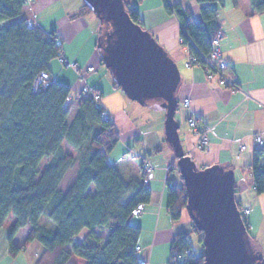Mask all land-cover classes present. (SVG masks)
<instances>
[{
    "label": "trees",
    "instance_id": "obj_1",
    "mask_svg": "<svg viewBox=\"0 0 264 264\" xmlns=\"http://www.w3.org/2000/svg\"><path fill=\"white\" fill-rule=\"evenodd\" d=\"M125 1L132 19L145 28L139 10L131 0ZM26 2L0 0V229L12 214L10 252L15 255L38 240L45 248L37 264H67L74 255L85 264H140L141 227L131 219L133 211L149 203L152 196L145 182L146 162L129 150L111 159L120 135L103 98L99 106L82 91L73 96L70 83L53 78L51 62L62 51V43L55 31L35 23L29 26L30 18L23 13ZM197 2L201 21L193 19L188 7L170 0H165V6L180 20L182 45L207 69L213 38L221 30L217 3L224 4V0ZM250 4L255 12L264 11V0H250ZM89 13L92 7L85 2L73 17ZM109 29V24L100 23L101 41ZM42 73L50 75L48 83L36 85ZM115 86L121 88L116 80ZM66 142L76 154L67 151ZM253 156L254 188L261 195L264 145ZM44 159L50 161L42 167ZM73 167V179L65 186L64 179ZM167 189L172 218L179 220L187 212L192 232L200 240L197 247L189 234H178L171 244L169 264H204V233L187 210L185 182L181 177ZM238 207L244 208L240 201ZM243 219L254 241L249 221ZM26 226L29 234L23 246H18L13 238Z\"/></svg>",
    "mask_w": 264,
    "mask_h": 264
},
{
    "label": "crops",
    "instance_id": "obj_2",
    "mask_svg": "<svg viewBox=\"0 0 264 264\" xmlns=\"http://www.w3.org/2000/svg\"><path fill=\"white\" fill-rule=\"evenodd\" d=\"M170 2L190 8L193 19L202 20L197 0ZM130 3L139 10L145 29L156 37L179 65V108L175 116L180 123L183 148L200 168L220 164L235 171L236 199L253 209L246 219L253 240L264 255V194L256 193L251 171L253 153L261 146L255 136L261 134L264 137V11L255 12L250 0L217 3L223 33L222 57L228 65L229 74L240 85V89L234 90L223 84L217 75H209L201 65H188L190 52L182 45L180 20L166 9L165 0H131ZM84 4V0H33L26 2L23 13L44 30L55 31L59 35L67 60L83 67L93 65L97 68L82 79L74 68L63 67L58 58L50 66L56 81L73 84L74 95L80 93L85 82L97 87L102 92L107 114L119 131L118 144L122 143L119 153L123 155L129 150L135 157L153 166L149 181L152 192L150 202L145 204L139 216L132 217L131 222L141 227L138 242L143 247L141 256L147 258L149 264H169L174 238L183 232L189 234V238L194 234L187 212L181 219L174 220L168 210L169 191L164 180L167 169L171 168L172 180L180 181L181 174L176 168L178 159L174 150L167 146L164 120L138 122L143 118V111L136 100L126 96L122 87L115 86L113 77L103 73L101 65L104 62L98 48L100 21L92 18L91 13L73 17ZM188 97L191 109L202 116L205 124L213 127L208 150L196 147L198 137L188 125V112L182 105V100ZM244 143L247 148L240 151V145ZM114 153L115 149L112 159ZM9 230L10 227L4 226L0 229V264H37L45 247L34 240L13 255L8 240ZM28 234L29 226L23 227L13 241L23 246ZM103 235L106 237L108 233L104 231ZM85 263L83 259H70L67 264Z\"/></svg>",
    "mask_w": 264,
    "mask_h": 264
},
{
    "label": "water",
    "instance_id": "obj_3",
    "mask_svg": "<svg viewBox=\"0 0 264 264\" xmlns=\"http://www.w3.org/2000/svg\"><path fill=\"white\" fill-rule=\"evenodd\" d=\"M108 26L98 48L111 76L132 100L166 109L165 138L174 149L185 182L187 210L204 233V264H262L236 199L235 171L224 165L198 167L186 153L176 119L180 68L156 37L132 19L125 0H84Z\"/></svg>",
    "mask_w": 264,
    "mask_h": 264
},
{
    "label": "built area",
    "instance_id": "obj_4",
    "mask_svg": "<svg viewBox=\"0 0 264 264\" xmlns=\"http://www.w3.org/2000/svg\"><path fill=\"white\" fill-rule=\"evenodd\" d=\"M27 1H33V0H27ZM34 22L29 21V26H33ZM222 36L223 33L220 30L217 35L213 38V47H212V52L210 54V57L207 59L209 61V67L206 69L209 75H217L220 77V80L223 84L228 85L230 88L237 90L240 89V85L238 84L237 81L234 80V78L229 74L227 71L228 65L225 60H223L222 57V50H221V41H222ZM58 58L59 61L66 67H72L74 68L79 76L84 79L86 78L85 76L97 71V68L93 65H90L88 67H83L79 65L77 62H72L69 59L67 60L66 57L63 55V52L58 53ZM188 65H197L196 58L193 57L191 54L189 55L188 59ZM199 65V64H198ZM50 78V75L48 73H42L37 79V84L36 85H47L48 80ZM71 88H73V84H70ZM81 91L87 95L89 98H92L93 101L97 103V105L101 106L102 105V95L92 83L85 82L81 86ZM247 95V94H246ZM248 96V95H247ZM190 98H184L182 100V105L185 107V109L188 112V125L191 126V128L194 130L196 137H198L197 142H196V147L198 149L202 150H208L209 149V144L211 141V133L213 132V127L205 124L204 120L202 119L201 115L196 114L192 109L190 105ZM255 140L259 145H264V137L261 134H257L255 136ZM247 148V145L241 144L240 145V151H243L244 149ZM145 169L148 173V178L145 180L149 184L150 176L153 170V166L148 162L145 164ZM168 173L165 178V184L166 186H170L173 184V181L169 177L170 173V168L167 169ZM144 205L141 204L139 205L138 208H136L132 215L138 216L142 211H143ZM250 206L244 207L241 212L243 217H247V215L252 211ZM138 250H141V246H137ZM187 252H190V250H187ZM203 254H204V248H203ZM182 262V261H180ZM140 264H149V260L145 257L141 256Z\"/></svg>",
    "mask_w": 264,
    "mask_h": 264
},
{
    "label": "rangeland",
    "instance_id": "obj_5",
    "mask_svg": "<svg viewBox=\"0 0 264 264\" xmlns=\"http://www.w3.org/2000/svg\"><path fill=\"white\" fill-rule=\"evenodd\" d=\"M92 18H94L97 22L98 21H100V18H98V15L95 13V12H93V13H91V15H90ZM32 21V20H31ZM34 22V21H33ZM35 23V22H34ZM58 58V57H57ZM59 59V58H58ZM57 60V59H56ZM54 64H55V62H54ZM60 64L61 65H63L61 62H60ZM102 66V71H103V73L105 72V73H107L108 75H110L111 76V74H110V72H109V70H108V68H107V66L106 65H104V64H102L101 65ZM63 67H65V68H69V66L68 67H66V66H64L63 65ZM70 68H72V67H70ZM111 77H113V76H111ZM114 78V77H113ZM124 93H125V91L124 90H122ZM74 88L72 89V95L74 96ZM125 95H126V93H125ZM127 96V95H126ZM137 102V104H138V107L141 109V111H143L142 112V119L140 118L139 120H138V122H144L145 120L147 121V120H149V119H152V120H155V121H157V119H159L160 121L161 120H164V123H165V120H166V109H165V107H163V106H161V105H159V104H156V105H154V106H143V105H141L138 101H136ZM167 146H169L170 148H172L171 146H170V144L167 142ZM121 147H122V143H120V144H118V145H116V147H115V153L113 154V160H116L117 158H119V157H121V154L119 153L120 151L119 150H121ZM66 149H67V151H69V152H71V153H74V154H76V152H75V150L73 149V148H71V146L69 145V143L68 142H66ZM173 149V148H172ZM174 150V149H173ZM175 152V151H174ZM117 155V156H116ZM115 158V159H114ZM112 159V158H111ZM50 161V159H44V160H42V164H41V166L42 167H44L45 166V164H47V162H49ZM178 167V161L176 162V168ZM75 169H76V167H73L71 170H69V172L67 173L68 175L66 176V178L64 179V182H63V185H65V186H67L71 181H72V179H73V176H74V171H75ZM178 176H179V172L177 173V179H178ZM243 184H244V182H243ZM244 206V205H243ZM245 207V206H244ZM8 221L6 222V224L4 225V227H10L11 228V226H12V224L14 223V216L11 214V216L9 217V219H7ZM198 238H199V236H198V234L197 233H194V234H192L191 235V237H190V239H191V242H192V244H194V245H196L197 247H200V240H199V242H198ZM198 244V245H197ZM82 260V258L80 257V256H73L72 258H71V261H76V260Z\"/></svg>",
    "mask_w": 264,
    "mask_h": 264
}]
</instances>
